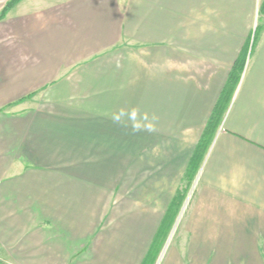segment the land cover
<instances>
[{"label": "crops", "instance_id": "crops-1", "mask_svg": "<svg viewBox=\"0 0 264 264\" xmlns=\"http://www.w3.org/2000/svg\"><path fill=\"white\" fill-rule=\"evenodd\" d=\"M241 56L170 264H264L258 0L12 7L0 19V264H142Z\"/></svg>", "mask_w": 264, "mask_h": 264}, {"label": "trees", "instance_id": "trees-1", "mask_svg": "<svg viewBox=\"0 0 264 264\" xmlns=\"http://www.w3.org/2000/svg\"><path fill=\"white\" fill-rule=\"evenodd\" d=\"M20 1L21 0H9L5 5L4 9L2 10V12L0 13V19L5 18L8 11L16 4H18ZM259 12L261 15H264V0H261ZM244 65H245V58L241 56L235 62L234 67L232 68L230 75L228 77L227 83L208 121L206 129L204 130L202 137L193 152L192 158L186 170L182 188L178 189L176 196L172 200L168 212L166 213L160 228L156 232V235L153 239L150 249L146 254L142 264L156 263L157 256L162 250L161 249L162 243L164 242L166 235L168 233L167 232V230L169 229L168 227L170 226V224H172L170 222L169 217L172 216V214H175V212L178 210L179 204L183 200L182 198H184L190 184L194 179L195 174L200 168V164L214 136V131L216 127L221 123L223 116L226 112V109L236 90V87L238 86V83L240 81L244 69Z\"/></svg>", "mask_w": 264, "mask_h": 264}, {"label": "rangeland", "instance_id": "rangeland-1", "mask_svg": "<svg viewBox=\"0 0 264 264\" xmlns=\"http://www.w3.org/2000/svg\"><path fill=\"white\" fill-rule=\"evenodd\" d=\"M260 4H261V0H258L259 9H260ZM197 173L195 174L193 182L192 184H190L184 198H182L183 200L182 202H180L178 210L175 212V214H172V216L169 217L170 222L172 224H170V226L168 227L169 228L167 230L168 233L166 235L164 242L162 243V247H161L162 250L157 256L155 264H170V260L172 258V253L174 250L177 249L183 252V248L179 247L181 245V241H180L181 230L178 229V226L175 229L174 225L177 223H178L177 225L181 224V222L184 219L185 213L187 212L188 206L194 195L193 193L195 191V182H196Z\"/></svg>", "mask_w": 264, "mask_h": 264}, {"label": "built area", "instance_id": "built-area-1", "mask_svg": "<svg viewBox=\"0 0 264 264\" xmlns=\"http://www.w3.org/2000/svg\"><path fill=\"white\" fill-rule=\"evenodd\" d=\"M0 250H1V244H0Z\"/></svg>", "mask_w": 264, "mask_h": 264}]
</instances>
